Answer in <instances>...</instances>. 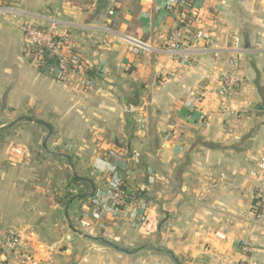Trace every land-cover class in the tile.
<instances>
[{"label":"crops","instance_id":"0c3cea01","mask_svg":"<svg viewBox=\"0 0 264 264\" xmlns=\"http://www.w3.org/2000/svg\"><path fill=\"white\" fill-rule=\"evenodd\" d=\"M4 1L45 27L49 18L72 23L60 30L69 31L90 68L104 72L91 71L90 89L76 75L60 81L25 57L21 22L1 21L0 131L23 121L0 142L2 228H17L40 264L77 256V264H217L221 253L238 256L239 239L249 240L251 256L264 264V224L254 228L249 218L255 190L248 175L264 153V0H200L201 23L219 48L193 54L166 46L163 35L176 23L166 0ZM234 33L243 48L237 102L252 107L226 118L217 112L216 89ZM125 35L156 49L134 50ZM193 90L206 95L199 103L210 113L204 122L186 114ZM38 143L40 153H30ZM100 158L132 170L127 184L150 203L154 233L137 229L130 215L92 216L90 196L106 186V176L92 174ZM221 172L225 182H217ZM206 183L212 189L200 198ZM151 238L167 249L150 247ZM55 247L68 250L55 256Z\"/></svg>","mask_w":264,"mask_h":264},{"label":"built area","instance_id":"2783aa9c","mask_svg":"<svg viewBox=\"0 0 264 264\" xmlns=\"http://www.w3.org/2000/svg\"><path fill=\"white\" fill-rule=\"evenodd\" d=\"M200 0H166L165 11L175 17V25L163 35L169 51L175 54H193L195 50H216L219 48L211 29L201 23ZM15 7L0 0V23L7 17L19 20L24 33V52L29 62L41 71H44L60 81H66L76 75L80 78L83 88H92L95 75L104 71L102 68H90L89 63L78 50L68 30H60L74 26L72 23L49 18L50 27H45L34 20L26 19ZM124 41L134 50H155L156 48L143 38L123 36ZM193 49L185 50V46ZM226 50L231 55L226 59L219 75V86L216 89L218 97L217 112L224 117L238 116L247 113L252 107L250 102L238 105L237 97L243 82V75L238 67V54L243 50L240 45L238 33L233 34L232 41L226 45ZM130 68L129 66L127 69ZM206 99L205 93L196 90L191 91L185 100L186 114L190 117L196 113V121L204 122L209 112L199 103ZM195 121V122H196ZM132 170L129 167H120L113 161L100 158L93 168L92 174L106 176L105 188L97 189L89 199V209L96 220H116L130 215L133 217L134 226L151 235L155 226L150 217V203L139 190L131 188L127 184ZM249 178L254 184L255 199L249 218L253 227L264 224V153L261 154L257 165L252 168ZM227 175L221 172L217 182H225ZM232 186H237L238 181L232 180ZM212 184L206 183L199 192L203 198L211 191ZM27 241H24L21 232L17 228L0 229V264H40L41 260L36 256ZM238 256L221 253L217 256V264H260L251 256L252 246L249 240L239 239L237 245ZM8 253H18L20 259L17 262L8 258Z\"/></svg>","mask_w":264,"mask_h":264},{"label":"rangeland","instance_id":"374dc122","mask_svg":"<svg viewBox=\"0 0 264 264\" xmlns=\"http://www.w3.org/2000/svg\"><path fill=\"white\" fill-rule=\"evenodd\" d=\"M24 55H25V52H24ZM26 57V56H25ZM28 59V58H27ZM29 61V60H28ZM22 123L23 121L22 120H17L14 124H13V126L11 125V127H9V128H6V129H3V130H1L0 131V142L1 141H4V137H13V136H15L16 135V133H15V128H17L19 125H18V123ZM31 130H33L34 131V133H36V131L33 129V128H30ZM13 146H16L17 144H12ZM17 148H15L14 150H13V152L14 153H16V154H19V155H25V151H24V149L23 148H19L18 146H16ZM17 149H19V151L17 150ZM28 149H29V151H30V153H40V150H41V145L38 143L37 145H33V146H28ZM24 158V157H23ZM22 158V162L24 161V159ZM21 162V163H22ZM17 163H20V161L18 162L17 161ZM46 176H44V178H45ZM45 181V180H44ZM46 182L47 181H45V184H46ZM53 184H56L57 183V179H56V181H53L52 182ZM60 183V182H59ZM31 184H33L32 182H30L29 181V185H30V187H33V185H31ZM69 184H70V180L67 178L66 180H65V182L63 183V185L67 188V186H69ZM46 186V185H45ZM52 190H54V188H52ZM54 192H55V190H54ZM63 196V195H62ZM46 197H48L49 198V196L48 195H46ZM60 197V196H59ZM65 197V196H64ZM56 199H58V197L56 198ZM2 227H3V225L0 223V229H2ZM151 240V245L154 247V248H162V249H167V247L166 246H164V244H163V240L161 239V238H151L150 239ZM148 241V239L146 240V242ZM115 245H113L112 247H113V249H115V247H114ZM117 246H119V247H117V248H119L117 251H120L121 252V249L123 250L125 247H124V243H120V245H117ZM139 247L136 245V246H131V247H129V249L131 250V252L132 251H134V250H137ZM67 251V250H66ZM65 251V252H66ZM151 251H155L154 249H151ZM52 252L54 253V255L55 256H58V255H62V251L61 250H59V248H57V247H55L54 249H52ZM72 257V256H71ZM81 256H77V258H74V257H72V259H69V260H65V259H62V258H60V259H62L61 260V263L62 264H77V262L76 261H78L79 260V258H80ZM179 260V259H178ZM45 262H43L42 264H44Z\"/></svg>","mask_w":264,"mask_h":264},{"label":"water","instance_id":"95a60500","mask_svg":"<svg viewBox=\"0 0 264 264\" xmlns=\"http://www.w3.org/2000/svg\"><path fill=\"white\" fill-rule=\"evenodd\" d=\"M50 132H52L51 129H50ZM45 146H46V143H45ZM92 195H93V194H92ZM64 249H65V251L68 250L67 247H64V248L62 249V251H64Z\"/></svg>","mask_w":264,"mask_h":264},{"label":"trees","instance_id":"16d2710c","mask_svg":"<svg viewBox=\"0 0 264 264\" xmlns=\"http://www.w3.org/2000/svg\"><path fill=\"white\" fill-rule=\"evenodd\" d=\"M89 73H91V71H89ZM147 246H149V245H147ZM150 247H153V246H150ZM125 251H129V250L125 249Z\"/></svg>","mask_w":264,"mask_h":264}]
</instances>
